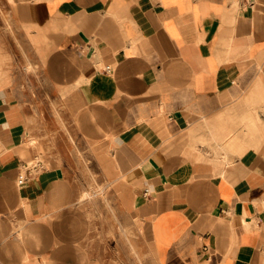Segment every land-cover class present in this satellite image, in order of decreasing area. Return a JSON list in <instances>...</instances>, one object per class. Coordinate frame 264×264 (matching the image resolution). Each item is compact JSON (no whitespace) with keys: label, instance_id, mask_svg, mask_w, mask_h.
I'll use <instances>...</instances> for the list:
<instances>
[{"label":"crops","instance_id":"obj_1","mask_svg":"<svg viewBox=\"0 0 264 264\" xmlns=\"http://www.w3.org/2000/svg\"><path fill=\"white\" fill-rule=\"evenodd\" d=\"M1 1L0 264H264V0Z\"/></svg>","mask_w":264,"mask_h":264},{"label":"rangeland","instance_id":"obj_2","mask_svg":"<svg viewBox=\"0 0 264 264\" xmlns=\"http://www.w3.org/2000/svg\"><path fill=\"white\" fill-rule=\"evenodd\" d=\"M2 1L0 0V47L3 45L7 47V53L6 58V67L13 68L17 66V63H22V66L25 67L27 71L31 70L34 71V68L32 64H30V53L31 50L29 48V44L26 42L24 43L22 40L19 39L18 34V28L13 25L12 16H10V13L7 10H3L4 7L2 6ZM4 35L9 36L8 38ZM9 39L10 42H7L6 40ZM5 42V43H4ZM5 50V52H7ZM19 54H21L22 59L19 60ZM78 158L80 161H83L86 157L84 155H78ZM76 174V180L79 182H85L86 183V191L90 192H101V198H112L111 197V189L110 187H106L104 183L100 184V177L97 172H94L93 170H84V171H77ZM99 189V190H98ZM100 194L98 196H100ZM97 196V195H96ZM91 197V198H99V197ZM123 237L124 239L127 237L126 232L123 231ZM129 240V236H128ZM123 254V258L119 261L118 259L115 260L111 256L106 258L107 264H158L156 258L154 257L152 251L143 244L141 241L139 235L134 229V250L133 251H123L117 252ZM126 255L129 256L126 258ZM132 255V257H131Z\"/></svg>","mask_w":264,"mask_h":264},{"label":"bare ground","instance_id":"obj_3","mask_svg":"<svg viewBox=\"0 0 264 264\" xmlns=\"http://www.w3.org/2000/svg\"><path fill=\"white\" fill-rule=\"evenodd\" d=\"M33 144V143H32ZM103 156V155H102ZM101 157V156H100ZM101 159V158H100ZM105 161H107V160H105ZM106 163V162H105ZM108 165H110V164H108ZM107 165V166H108ZM114 169H116L115 167H113ZM109 170V169H108ZM117 172V171H116ZM99 190V189H98ZM99 193H101V192H99ZM98 192H96V191H94V192H90V191H86L85 193H84V195H83V198H91V197H93V196H96V195H98L99 194Z\"/></svg>","mask_w":264,"mask_h":264},{"label":"built area","instance_id":"obj_4","mask_svg":"<svg viewBox=\"0 0 264 264\" xmlns=\"http://www.w3.org/2000/svg\"><path fill=\"white\" fill-rule=\"evenodd\" d=\"M148 193H149V190H146V191H145V194L148 195Z\"/></svg>","mask_w":264,"mask_h":264}]
</instances>
